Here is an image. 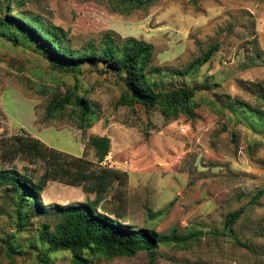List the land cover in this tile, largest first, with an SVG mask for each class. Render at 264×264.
Returning <instances> with one entry per match:
<instances>
[{
  "label": "rangeland",
  "instance_id": "obj_1",
  "mask_svg": "<svg viewBox=\"0 0 264 264\" xmlns=\"http://www.w3.org/2000/svg\"><path fill=\"white\" fill-rule=\"evenodd\" d=\"M2 1L0 170L15 168L36 181L44 169L41 160L6 154L15 134L92 162L90 137L106 136L109 151L99 164L126 176L102 194L98 213L157 233L151 252L79 253L92 264H264V0H10L16 10ZM20 11L60 26L72 48H98L110 34L151 43L156 89L196 87L192 113L165 119L158 105L120 103L115 72L88 60L56 63L9 23L7 14ZM213 44L208 60L185 71ZM67 95L83 96L91 107L83 128L73 103L51 111ZM94 198L80 185L49 179L39 195L22 199L0 177V264H73V252L51 250L44 230L53 231L64 207ZM241 206L226 227V215Z\"/></svg>",
  "mask_w": 264,
  "mask_h": 264
},
{
  "label": "trees",
  "instance_id": "obj_2",
  "mask_svg": "<svg viewBox=\"0 0 264 264\" xmlns=\"http://www.w3.org/2000/svg\"><path fill=\"white\" fill-rule=\"evenodd\" d=\"M123 1L141 6L152 0ZM2 5L4 9L16 10L10 6V0H3ZM10 13L7 14L11 20L9 23L43 45L56 63L77 65L88 60L91 63L101 62L105 69L115 72L124 89L118 100L120 103H139L147 107L158 105L165 119L192 113V98L196 87L180 85L165 90L156 89L155 81L149 76L157 71V68L149 66L151 43L134 37L118 42L110 34L104 37L98 48L93 42H87L80 48H72L66 42L65 33L60 26L45 22L38 16L26 17L21 11L14 16ZM217 47V44L211 45L202 54V58L192 60L185 71L208 60ZM185 71H178L177 74H184ZM72 103L79 108L81 122L77 125L83 128L90 123L92 115L91 107L83 96H75L72 101L67 95L62 100L55 101L51 111ZM89 141L95 149V162L84 155L77 156L50 147L29 133L15 134L10 138L6 154L10 158L22 155L32 162L41 160L44 169L36 181L15 168L0 170V177L7 178L18 189L22 199L29 200L30 197L39 195L49 179L80 185L84 191L95 193L93 201L64 207L53 231L44 230L51 250L69 249L73 252V264H92L91 258L82 256L80 251L106 258L129 255L137 250L151 252L158 245L154 230L125 227L118 219L98 213L97 207L102 194L114 181L124 179L126 172L99 164L109 151V139L106 136H91ZM243 211L244 206H241L229 212L225 217V226H231ZM114 215L123 221L121 216ZM151 257L153 261V254ZM48 259L47 255L43 258L44 261Z\"/></svg>",
  "mask_w": 264,
  "mask_h": 264
}]
</instances>
